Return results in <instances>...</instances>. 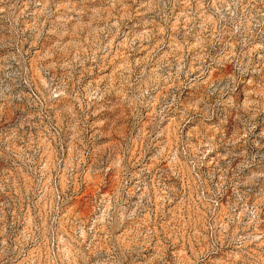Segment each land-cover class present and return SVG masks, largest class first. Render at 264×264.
Listing matches in <instances>:
<instances>
[{"label": "rangeland", "instance_id": "obj_1", "mask_svg": "<svg viewBox=\"0 0 264 264\" xmlns=\"http://www.w3.org/2000/svg\"><path fill=\"white\" fill-rule=\"evenodd\" d=\"M0 264H264V0H0Z\"/></svg>", "mask_w": 264, "mask_h": 264}]
</instances>
